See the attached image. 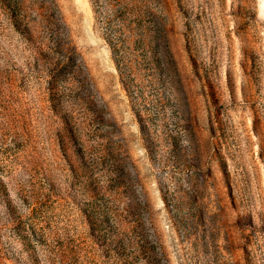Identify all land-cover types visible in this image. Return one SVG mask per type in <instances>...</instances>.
I'll return each mask as SVG.
<instances>
[{
  "label": "rangeland",
  "instance_id": "374dc122",
  "mask_svg": "<svg viewBox=\"0 0 264 264\" xmlns=\"http://www.w3.org/2000/svg\"><path fill=\"white\" fill-rule=\"evenodd\" d=\"M0 264H264V0H0Z\"/></svg>",
  "mask_w": 264,
  "mask_h": 264
}]
</instances>
